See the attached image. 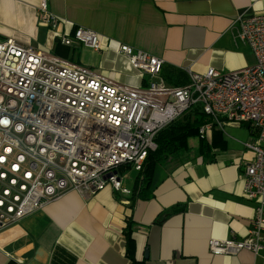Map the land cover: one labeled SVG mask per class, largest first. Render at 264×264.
Segmentation results:
<instances>
[{"label": "crops", "instance_id": "1", "mask_svg": "<svg viewBox=\"0 0 264 264\" xmlns=\"http://www.w3.org/2000/svg\"><path fill=\"white\" fill-rule=\"evenodd\" d=\"M41 1L0 0V41L12 39L132 88L148 78L118 53L119 45L162 59L161 79L184 86L189 73L253 65L236 21L264 13V0H46L62 22L51 31L39 22ZM78 27L97 33L99 51L60 44L59 34ZM191 140V151L157 171L146 200L133 194L137 172L126 171L128 195L110 186L91 197L68 192L4 230L0 236L14 237L0 243V264H261L264 247L257 255L208 251L210 239L240 240L251 228L255 206L243 195L242 171L253 159L245 147L254 142L252 129L214 127L203 150L198 136Z\"/></svg>", "mask_w": 264, "mask_h": 264}, {"label": "built area", "instance_id": "2", "mask_svg": "<svg viewBox=\"0 0 264 264\" xmlns=\"http://www.w3.org/2000/svg\"><path fill=\"white\" fill-rule=\"evenodd\" d=\"M37 15L51 31L62 24L46 0ZM236 22L253 65L189 73L184 86L161 79L162 59L124 44L118 53L148 78L142 88L112 83L95 70L12 39L0 41V233L68 192L91 197L110 186L130 194L122 186L124 172H140L159 134L198 113L205 118L200 139L225 123L254 133V142L245 145L253 159L242 171L243 195L255 206L251 228L240 240L210 239L208 251L257 255L264 247V13ZM58 39L65 47L100 49L97 33L81 27Z\"/></svg>", "mask_w": 264, "mask_h": 264}, {"label": "trees", "instance_id": "3", "mask_svg": "<svg viewBox=\"0 0 264 264\" xmlns=\"http://www.w3.org/2000/svg\"><path fill=\"white\" fill-rule=\"evenodd\" d=\"M178 121L159 134L156 150L148 154L142 170L137 173L133 194L138 198L148 199L157 171L165 167L167 163L181 159L190 150L189 140L197 136L198 129L204 124L205 118L198 113H192L186 123L179 124ZM200 141V149L203 150L205 140Z\"/></svg>", "mask_w": 264, "mask_h": 264}, {"label": "rangeland", "instance_id": "4", "mask_svg": "<svg viewBox=\"0 0 264 264\" xmlns=\"http://www.w3.org/2000/svg\"><path fill=\"white\" fill-rule=\"evenodd\" d=\"M191 115L192 114H189V115H185V116H183L177 123H179V124H184V123H186V121H187V119H190V117H191ZM191 142H193L192 140L191 141H189V143H190V146H191ZM191 148H193V147H191ZM193 150V149H192ZM189 151H191V150H189ZM187 154V153H186ZM185 154V155H186ZM134 178V175H131V177H129L127 180H125L124 182L126 183V185H130L131 184V180Z\"/></svg>", "mask_w": 264, "mask_h": 264}, {"label": "bare ground", "instance_id": "5", "mask_svg": "<svg viewBox=\"0 0 264 264\" xmlns=\"http://www.w3.org/2000/svg\"><path fill=\"white\" fill-rule=\"evenodd\" d=\"M14 237V233L13 232H8V233H5V234H2L0 236V243L4 242V241H7L11 238Z\"/></svg>", "mask_w": 264, "mask_h": 264}]
</instances>
